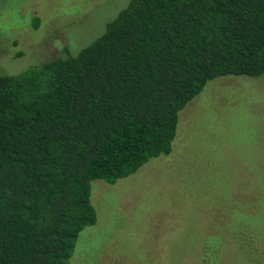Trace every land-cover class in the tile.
I'll list each match as a JSON object with an SVG mask.
<instances>
[{
	"label": "trees",
	"instance_id": "16d2710c",
	"mask_svg": "<svg viewBox=\"0 0 264 264\" xmlns=\"http://www.w3.org/2000/svg\"><path fill=\"white\" fill-rule=\"evenodd\" d=\"M227 76H264V0H131L78 54L0 76V264H70L92 183L169 155Z\"/></svg>",
	"mask_w": 264,
	"mask_h": 264
},
{
	"label": "rangeland",
	"instance_id": "374dc122",
	"mask_svg": "<svg viewBox=\"0 0 264 264\" xmlns=\"http://www.w3.org/2000/svg\"><path fill=\"white\" fill-rule=\"evenodd\" d=\"M130 2L0 0V76L78 54ZM263 164L264 76L210 81L169 155L92 183L98 220L70 264H264Z\"/></svg>",
	"mask_w": 264,
	"mask_h": 264
}]
</instances>
